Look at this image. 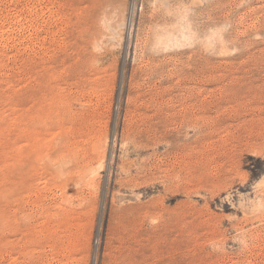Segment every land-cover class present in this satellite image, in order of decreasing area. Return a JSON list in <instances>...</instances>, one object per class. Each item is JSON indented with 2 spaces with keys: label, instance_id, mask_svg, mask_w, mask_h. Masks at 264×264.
<instances>
[{
  "label": "rangeland",
  "instance_id": "obj_1",
  "mask_svg": "<svg viewBox=\"0 0 264 264\" xmlns=\"http://www.w3.org/2000/svg\"><path fill=\"white\" fill-rule=\"evenodd\" d=\"M0 264H264V0H0Z\"/></svg>",
  "mask_w": 264,
  "mask_h": 264
}]
</instances>
